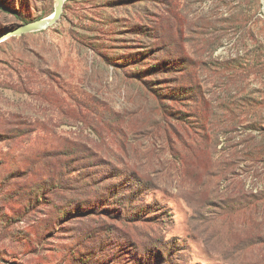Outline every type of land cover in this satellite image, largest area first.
Instances as JSON below:
<instances>
[{"label":"rangeland","instance_id":"1","mask_svg":"<svg viewBox=\"0 0 264 264\" xmlns=\"http://www.w3.org/2000/svg\"><path fill=\"white\" fill-rule=\"evenodd\" d=\"M56 1L0 0V36ZM0 264H264V0H65L2 39Z\"/></svg>","mask_w":264,"mask_h":264},{"label":"water","instance_id":"2","mask_svg":"<svg viewBox=\"0 0 264 264\" xmlns=\"http://www.w3.org/2000/svg\"><path fill=\"white\" fill-rule=\"evenodd\" d=\"M64 2L65 0L56 1L55 10L52 16L24 24L14 30L8 31L6 34L0 36V41L7 37L21 36L26 33L44 30L55 25L61 17Z\"/></svg>","mask_w":264,"mask_h":264},{"label":"trees","instance_id":"3","mask_svg":"<svg viewBox=\"0 0 264 264\" xmlns=\"http://www.w3.org/2000/svg\"><path fill=\"white\" fill-rule=\"evenodd\" d=\"M149 67H150V66H149ZM149 67H148V69H149ZM159 67L161 68V63H155V64L151 67V69L148 70V71H151V72L156 71Z\"/></svg>","mask_w":264,"mask_h":264}]
</instances>
